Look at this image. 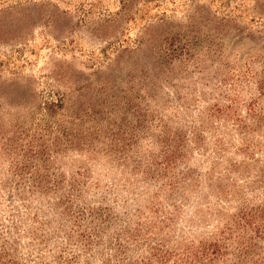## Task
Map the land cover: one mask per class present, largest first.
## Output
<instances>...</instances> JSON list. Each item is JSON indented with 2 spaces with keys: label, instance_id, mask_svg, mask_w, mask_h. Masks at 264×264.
<instances>
[{
  "label": "rangeland",
  "instance_id": "rangeland-1",
  "mask_svg": "<svg viewBox=\"0 0 264 264\" xmlns=\"http://www.w3.org/2000/svg\"><path fill=\"white\" fill-rule=\"evenodd\" d=\"M254 261L264 0H0V264Z\"/></svg>",
  "mask_w": 264,
  "mask_h": 264
},
{
  "label": "trees",
  "instance_id": "trees-1",
  "mask_svg": "<svg viewBox=\"0 0 264 264\" xmlns=\"http://www.w3.org/2000/svg\"><path fill=\"white\" fill-rule=\"evenodd\" d=\"M254 227H256V229H258V225H256V224H255V225H254ZM243 244H245V243H243V242H242V245H243ZM253 246H254V245H253ZM254 247H255V246H254ZM255 263H257V262H256V261H254V262H253V264H255ZM209 264H212V262H211V263H209Z\"/></svg>",
  "mask_w": 264,
  "mask_h": 264
}]
</instances>
